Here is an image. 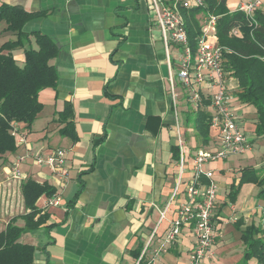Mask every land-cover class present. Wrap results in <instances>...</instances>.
<instances>
[{
	"label": "crops",
	"instance_id": "1",
	"mask_svg": "<svg viewBox=\"0 0 264 264\" xmlns=\"http://www.w3.org/2000/svg\"><path fill=\"white\" fill-rule=\"evenodd\" d=\"M234 1L228 2L231 10L244 2L232 6ZM2 3L43 12L28 21L24 30L44 33L59 47V54L51 60L59 73L57 88L40 92L44 108L30 130L22 131L26 142L18 143L17 138L18 150L6 155L3 167L6 185L33 178L49 183L61 195L59 206L46 209L47 196L39 198L37 205L48 213V220L22 237L37 248L33 264H190L197 243L192 226H185L164 249L162 244L186 199L194 156L201 148L218 150L220 138L212 127L209 144L200 147L193 124L199 108L188 100L180 82L172 91L152 0ZM15 55L23 65V49ZM228 85L233 108L240 112V125L252 147L246 155H230L204 166L214 172L219 186L214 209L217 238L204 264H259L256 258L245 261L243 234L255 225L260 229L257 236L264 240L262 187L239 183L249 168L264 176V137L255 132L256 108L238 98V80L229 75ZM203 89L209 100L206 83ZM67 101L73 106L74 132L62 135L65 124L59 117ZM202 106L207 111L212 107ZM180 139L185 162L178 186ZM56 148L67 149V180H58L46 164L39 165L31 157L24 161L30 164L21 169L22 179L13 178L12 166L17 161H12L13 156ZM203 182L208 181L203 178ZM21 190L23 194V186ZM28 211L24 206L22 214ZM163 211H167L165 218ZM11 219L4 221L8 224ZM18 220L24 225L21 216Z\"/></svg>",
	"mask_w": 264,
	"mask_h": 264
},
{
	"label": "trees",
	"instance_id": "2",
	"mask_svg": "<svg viewBox=\"0 0 264 264\" xmlns=\"http://www.w3.org/2000/svg\"><path fill=\"white\" fill-rule=\"evenodd\" d=\"M230 0H205L204 6L182 8L186 28L193 50L202 33V19L205 15L217 16V37L223 47L225 71L238 80V98L253 105L257 110L256 134L264 137V11L258 10L253 16L239 9H230ZM43 12H29L22 7L8 3L0 4V24L3 31L11 32L15 38L0 45V168L6 162L8 153L18 150L15 128L20 132L30 130L43 110L40 92L46 88L56 89L59 73L51 60L59 54V47L53 39L41 32L27 33L24 28L28 21L43 15ZM23 49L24 64L19 63L15 51ZM209 106L211 99L204 100ZM201 106L194 118V127L200 147L209 144L213 115ZM73 106L67 101L60 113L59 121L65 126L62 135L74 132ZM74 137V141H76ZM256 183L262 187L259 197L264 200V176L254 168L245 170L239 186ZM233 190L237 192L239 190ZM56 188L47 182L28 178L23 182L25 214L15 216L0 231V264H33L37 248L22 241L27 232L39 229L48 220V213L37 205L42 196L51 197ZM79 194V193H78ZM232 195V194H231ZM233 196V195H232ZM21 216L24 225L17 224ZM260 229L251 225L243 234L246 243L245 261L257 259L264 264V240L258 237Z\"/></svg>",
	"mask_w": 264,
	"mask_h": 264
},
{
	"label": "built area",
	"instance_id": "3",
	"mask_svg": "<svg viewBox=\"0 0 264 264\" xmlns=\"http://www.w3.org/2000/svg\"><path fill=\"white\" fill-rule=\"evenodd\" d=\"M204 4L205 0H152L155 20L159 25L165 46L172 91L175 90L177 82H180L188 94V100L193 106L199 107L205 100L203 85L206 83L214 109L212 127L218 130L220 138L218 150L201 148L194 156L193 175L186 186V199L178 209V216L171 221L162 244L164 249L177 240L185 226H192L197 236V243L191 253L190 264H204L206 258L211 256L217 238L214 209L218 200L219 186L214 178V172L205 170V164L211 160L225 159L231 154L245 153L252 147L234 112V96L229 93V74L224 68L223 47L219 44L216 35L217 16L208 14L203 17L202 33L197 38L196 51L191 45L182 8L191 9ZM237 9L253 16L258 10L264 11V0H248L242 2ZM173 49L177 52V57L173 56ZM16 128L14 133L17 135L18 143L26 142V135ZM179 143L178 186L182 182L185 162L181 139ZM27 157H31L39 165L46 164L58 180H67L69 176L67 149L56 148L48 153L32 152L19 156L12 166L13 178L22 179L20 164ZM203 178H206L208 182L204 183ZM178 189L172 200L177 196ZM60 204L61 195L55 193L46 198L44 208ZM166 212H162L163 218Z\"/></svg>",
	"mask_w": 264,
	"mask_h": 264
},
{
	"label": "rangeland",
	"instance_id": "4",
	"mask_svg": "<svg viewBox=\"0 0 264 264\" xmlns=\"http://www.w3.org/2000/svg\"><path fill=\"white\" fill-rule=\"evenodd\" d=\"M240 0L234 1L235 3L232 6H235ZM242 1V0H241ZM246 2L247 0H243ZM231 6V5H230ZM231 6V7H232ZM5 23L0 24V45H2L5 41L14 39L15 36L13 33H5L3 32L4 30V25ZM161 35V33H160ZM161 37V36H160ZM162 39V38H161ZM173 56L177 57L178 54L175 50H173ZM209 113L214 114V109L213 107L208 108ZM234 112L236 113L237 117L240 116V112L238 109L234 108ZM240 118V117H239ZM38 121V120H37ZM239 124H240V119H238ZM213 129H216L213 127ZM256 147H259L258 143L256 144ZM246 153V152H245ZM245 153H242L241 155H244ZM246 155V154H245ZM231 156H239V154H231ZM230 156V158H231ZM18 159L15 156H13L12 161ZM24 162V161H23ZM22 162V163H23ZM30 164L29 160L27 162H24L22 165V170H26L27 166ZM6 163L3 164V166L0 168V231L6 227V221L5 218L8 220L10 218H13L15 216H18L24 212V199H23V194L21 190V186L23 184L19 182H15L11 185H6V177L3 178V174L5 173L4 171V166ZM22 220H18L17 224H21Z\"/></svg>",
	"mask_w": 264,
	"mask_h": 264
}]
</instances>
